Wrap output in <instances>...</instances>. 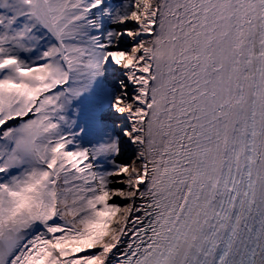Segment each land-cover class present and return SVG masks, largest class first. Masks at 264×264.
Wrapping results in <instances>:
<instances>
[{"label":"snow or ice","instance_id":"1","mask_svg":"<svg viewBox=\"0 0 264 264\" xmlns=\"http://www.w3.org/2000/svg\"><path fill=\"white\" fill-rule=\"evenodd\" d=\"M0 264H264V0H0Z\"/></svg>","mask_w":264,"mask_h":264}]
</instances>
